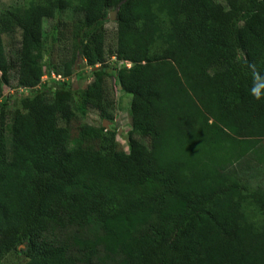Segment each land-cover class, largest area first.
<instances>
[{"label":"trees","instance_id":"16d2710c","mask_svg":"<svg viewBox=\"0 0 264 264\" xmlns=\"http://www.w3.org/2000/svg\"><path fill=\"white\" fill-rule=\"evenodd\" d=\"M45 20L61 62L91 71L83 90L52 78ZM16 32L20 96L6 90L3 43ZM249 64L264 76V0L0 8V260L264 264V100L250 95ZM109 78L131 96L127 151L115 128L84 124L70 138L60 126L74 110L112 122Z\"/></svg>","mask_w":264,"mask_h":264},{"label":"rangeland","instance_id":"374dc122","mask_svg":"<svg viewBox=\"0 0 264 264\" xmlns=\"http://www.w3.org/2000/svg\"><path fill=\"white\" fill-rule=\"evenodd\" d=\"M219 3H224V0H214ZM20 2V0H0V8L4 9L9 5L15 4ZM113 10L109 11V14ZM52 22L49 20L44 21V36H45V42H48L52 46V53L50 57V63L51 68L50 72L54 74V77L58 80L67 81L72 84H79V90H83L85 86L92 80V74L89 68L80 67L77 68L75 65H69L67 62H61L60 58L58 57V43L55 42L53 36L50 34L52 27ZM106 45L107 49H113L115 44V21L108 20L106 25ZM14 38L11 40V38L7 35H3V43L5 45V50L7 53L8 58L10 59L11 63L13 64V69L11 71V77L9 81V85L7 87V93H13L14 95L20 96V94L25 95L28 91L22 90L19 92L20 89H17L16 87V68L14 67V60H15V48H17V43L19 40V33L16 32L13 36ZM45 59V58H44ZM43 59V60H44ZM80 64V62L77 63V65ZM81 72L80 80L77 82V76L76 74L72 72ZM57 73V74H56ZM48 79V76H45L43 78V82H46ZM17 90V92H16ZM107 94L110 99L114 101L111 113L112 122L109 120H106L107 122L100 120L94 111H88L87 115L84 117L81 115L80 112L77 110H74L73 116L71 117V120L69 123H63V121L60 123V126L68 128L70 132V138H74L77 136L79 129L84 124H101L103 128L110 129L115 128L117 129L118 136L116 138V141L120 148H122L124 151L128 150L127 146V133H128V111L130 107L131 102V96L121 91L120 87L114 84V80L112 78H109L107 80ZM244 170V169H243ZM244 174L247 173L244 171ZM259 177L253 178L252 176L248 177L249 182L253 185V183H256V181L259 180ZM27 259L18 252H10L8 253L2 260H0V264H25Z\"/></svg>","mask_w":264,"mask_h":264},{"label":"clouds","instance_id":"9594fccd","mask_svg":"<svg viewBox=\"0 0 264 264\" xmlns=\"http://www.w3.org/2000/svg\"><path fill=\"white\" fill-rule=\"evenodd\" d=\"M251 71L252 86L249 90L251 97L256 101L264 100V76L257 71V66L255 64L248 65Z\"/></svg>","mask_w":264,"mask_h":264},{"label":"water","instance_id":"95a60500","mask_svg":"<svg viewBox=\"0 0 264 264\" xmlns=\"http://www.w3.org/2000/svg\"><path fill=\"white\" fill-rule=\"evenodd\" d=\"M117 11H118V7L109 14L110 20H112V21L116 20ZM84 66L85 65H83L82 67H84ZM104 121L107 122L106 120H104Z\"/></svg>","mask_w":264,"mask_h":264},{"label":"built area","instance_id":"2783aa9c","mask_svg":"<svg viewBox=\"0 0 264 264\" xmlns=\"http://www.w3.org/2000/svg\"><path fill=\"white\" fill-rule=\"evenodd\" d=\"M52 78H54V75L53 74H52ZM22 90H24V89L20 88L19 92H21Z\"/></svg>","mask_w":264,"mask_h":264}]
</instances>
